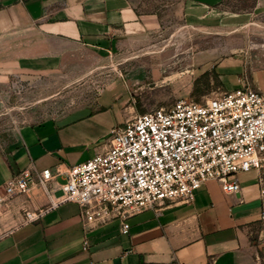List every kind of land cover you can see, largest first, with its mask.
<instances>
[{"label":"crops","instance_id":"0c3cea01","mask_svg":"<svg viewBox=\"0 0 264 264\" xmlns=\"http://www.w3.org/2000/svg\"><path fill=\"white\" fill-rule=\"evenodd\" d=\"M168 13L186 28L238 29L264 13V0H0V107L17 74L61 72L83 48L105 55L132 47L159 32ZM250 69L244 77L264 91V62ZM121 121L107 103L26 124L15 138L0 139V192L29 166L50 168L52 186L59 187L73 165L107 149ZM258 175V169L240 173V192L228 194L208 180L192 202L88 226L79 204L52 207L59 193L36 186L0 204V264H260L253 237L263 212ZM42 209L38 219H26L27 211Z\"/></svg>","mask_w":264,"mask_h":264},{"label":"built area","instance_id":"2783aa9c","mask_svg":"<svg viewBox=\"0 0 264 264\" xmlns=\"http://www.w3.org/2000/svg\"><path fill=\"white\" fill-rule=\"evenodd\" d=\"M263 162L264 91L244 79L238 88L201 101L180 98L114 126L107 149L73 165L59 187L50 168L26 167L6 181L0 204L41 186L49 196L59 193L52 207L79 204L85 226L127 220L166 203L192 202L208 180L228 194L240 192V173ZM46 210L27 211L26 219Z\"/></svg>","mask_w":264,"mask_h":264},{"label":"rangeland","instance_id":"374dc122","mask_svg":"<svg viewBox=\"0 0 264 264\" xmlns=\"http://www.w3.org/2000/svg\"><path fill=\"white\" fill-rule=\"evenodd\" d=\"M264 62V13L238 29L186 28L177 14L165 17L159 32L125 46L114 54L98 55L86 48L61 72L17 74L0 107V139L15 138L26 124L86 114L111 103L122 121L137 113L169 106L180 98L201 101L232 90L251 66ZM219 64L230 66L223 72ZM239 64V65H238ZM264 189V162L258 169ZM254 184V183H253ZM256 186V185H254ZM263 212L253 237L264 264Z\"/></svg>","mask_w":264,"mask_h":264}]
</instances>
